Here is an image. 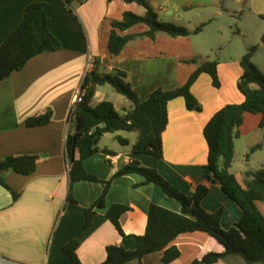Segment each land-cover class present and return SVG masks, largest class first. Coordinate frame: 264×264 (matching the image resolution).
<instances>
[{"label": "crops", "instance_id": "obj_1", "mask_svg": "<svg viewBox=\"0 0 264 264\" xmlns=\"http://www.w3.org/2000/svg\"><path fill=\"white\" fill-rule=\"evenodd\" d=\"M38 1L44 3L49 30L59 39L61 48L38 54L22 70L13 72L0 82V159L24 154L37 156L33 174L24 176L13 171L3 174L7 187L0 184V264H72L62 250L72 240L79 242L76 254L82 264H99L106 258L108 245L135 248V240L131 236L144 233L151 203L174 212H180L181 206L158 185L145 182L143 175L128 173L111 180L104 206L95 209L90 225L84 227L85 210L99 198L103 186L95 181H76L71 186L72 200H69L65 141L69 111L87 73L88 61H92L93 67L94 60H97L100 72L125 71L131 88L142 101L147 100L157 88L170 90L185 84L197 68V63L189 60L196 59L198 63L217 61L218 88L212 85L211 77L206 73L200 74L191 86L201 111L188 110L182 97L168 102V124L162 134L161 158L133 153L132 146L138 132L118 130L103 134L98 142L99 151L83 161L85 171L101 180L112 178L127 163L137 161L156 169L182 193L192 195L196 185L207 183L208 146L204 127L221 107L243 101V95L237 89V80L242 74L240 58L252 45L257 46L252 61L264 73V42L261 41L264 20L260 17L264 14V0L245 1L253 27L244 25L239 31H223L222 27H217L212 36L203 40L196 39L203 30L178 37L159 33L154 39L143 37L130 42L115 57L110 55L107 47L111 24L121 19L126 11L144 15L145 8L136 2L0 0V44L21 23L25 8ZM225 1H220L219 10L215 12L219 16L222 10L231 16L235 11L232 4H240L243 0H230V4ZM148 2L161 21L172 23L179 16L174 20L171 16L181 15L180 11L190 12L193 5L203 10L209 4L206 0ZM212 19L211 16L207 22ZM187 28L190 31L195 29ZM147 30V25L137 24L120 33H143ZM237 36H241L243 41H238ZM103 88L104 85L97 86L92 104L94 100L95 104L108 100L119 111L116 100L107 98V91ZM122 109L124 113L129 110ZM47 113L51 115L48 124L32 128L25 125L27 118ZM260 119L258 113H245L238 128L239 136L234 141L231 171L243 187L246 185L245 173L264 166V127L259 126ZM108 134L113 136L115 143H101ZM118 137L127 144L121 143ZM243 138L245 143H239ZM258 144L261 147L250 152V148ZM103 148L113 151V154L101 152ZM207 185L209 191L201 206L209 212L222 209L221 227L228 230L240 221L242 211L219 186ZM113 204H124L130 208L120 217L124 236L117 232L106 216ZM256 204L264 215V201ZM171 245L179 249L180 255L168 264H189L205 250H221L207 233L201 231L183 233ZM162 255V251L153 252L140 261L131 260L126 264H164ZM215 264L239 263L222 261Z\"/></svg>", "mask_w": 264, "mask_h": 264}, {"label": "trees", "instance_id": "obj_2", "mask_svg": "<svg viewBox=\"0 0 264 264\" xmlns=\"http://www.w3.org/2000/svg\"><path fill=\"white\" fill-rule=\"evenodd\" d=\"M65 1L68 3L71 0ZM124 1L136 2L146 11L144 15L126 11L121 19L112 22L107 44L112 57L119 55L127 44L136 39L143 37L154 39L159 33L171 37L189 36L203 30L204 24L190 31L184 26L161 21L148 0ZM260 17L264 20V14ZM137 24L147 25L148 30L143 33H120ZM261 41L264 42V34ZM60 48L59 39L49 30V18L45 13L44 3L39 1L30 3L25 8L21 23L0 44V82L13 72L22 70L26 63L38 54ZM256 51L257 46L252 45L240 58L242 74L237 80V89L243 95V101L221 107L208 120L203 130L208 146L206 181L219 186L242 211L240 221L228 230L221 227L222 209L209 212L201 206L202 199L209 191L207 183L196 185L192 195H186L164 179L156 169L143 166L137 161H130L108 180H101L87 173L83 167V161L99 151L98 142L103 134L118 130L138 132L137 140L132 146L133 153H145L161 158L162 134L168 124V102L182 97L188 110L201 111V105L192 93L191 86L200 74L206 73L211 77L212 85L218 88L220 82L217 61L206 60L198 63L196 59L189 60L197 63V68L185 84L170 90L157 88L151 92L147 100L142 101L131 88L125 71L113 69L110 72H100L99 62L94 60L93 67L84 76L81 88L85 89V93L71 115L65 141L69 163V200H72L71 186L76 181H95L103 186L99 198L85 210L84 227L90 225L95 209L104 206L111 180L128 173L136 172L143 175L145 182L158 185L168 197L176 200L181 206L180 212H174L151 203L147 211L144 233L131 236L135 240V248L125 249L115 244L108 245L105 249L106 258L99 264H126L131 260L140 261L145 255L160 251L163 252L162 262L171 263L180 255L179 249L171 245V242L183 233L195 231L207 233L221 250H205L189 264L231 262L235 261L234 258H241L244 264H264V215L256 204L257 201H264V166L245 173V187L241 186L231 171L234 141L239 136L238 128L243 122L244 114L247 112L260 114L259 126L264 127V73L252 61ZM105 84H110L116 92L129 99L132 107L121 113L108 100L92 104L97 86ZM50 118L51 115L48 113L31 116L26 119L25 125L29 128L43 126L49 123ZM118 140L127 144V141L119 137ZM259 147L261 144L251 147L250 152ZM101 152L113 154V151L106 148L101 149ZM36 162L37 156L31 154L6 156L0 159V184L6 186L3 174L7 171L24 176L33 174ZM12 193L13 197H16V194ZM129 209L124 204H113L106 212L107 218L121 236L125 234L120 225V217ZM78 245L77 240H72L62 248L72 264H82L76 254Z\"/></svg>", "mask_w": 264, "mask_h": 264}, {"label": "rangeland", "instance_id": "obj_3", "mask_svg": "<svg viewBox=\"0 0 264 264\" xmlns=\"http://www.w3.org/2000/svg\"><path fill=\"white\" fill-rule=\"evenodd\" d=\"M209 2V4L206 6L205 9H201L197 7V5H193V9L190 12L180 11L181 15H173L171 16V20H174L176 17L179 16V19H176L175 24L188 27H194L199 26L203 23H205L203 27L202 33L197 36V40H203L206 37L212 36L214 34L217 27H222L221 29L223 31H239L241 26H248L253 27L254 24L250 20L249 15L250 12L248 11V7L246 5V0H243L240 4H232L235 8V11L232 12L231 16H228V14L222 10V15L216 14V10H219V3L221 0H206ZM226 4H230V0L225 1ZM202 14H199V13ZM175 14V13H174ZM244 15V16H243ZM176 16V17H175ZM213 17V19L209 22V18ZM243 16V18H241ZM241 18V20H239ZM238 41H243L241 36H237ZM250 37V36H249ZM226 42V41H225ZM226 44V43H225ZM92 67L89 68V70ZM104 90L107 91V98H112V100H116L115 103L117 107L119 108V111L122 113L124 112V109L122 107L129 109L131 107V101L127 99L124 95L116 92L114 88L110 84L104 85ZM96 100H94L93 104H95ZM105 144H112L115 143V140L112 135L108 134L105 135L102 142ZM239 143H245L244 138L239 141ZM241 147L238 150L241 152ZM241 154V153H240ZM235 262H238L239 264H244L243 260L241 258H234Z\"/></svg>", "mask_w": 264, "mask_h": 264}, {"label": "built area", "instance_id": "obj_4", "mask_svg": "<svg viewBox=\"0 0 264 264\" xmlns=\"http://www.w3.org/2000/svg\"><path fill=\"white\" fill-rule=\"evenodd\" d=\"M90 67H92V61L91 60H89L88 63H87V71H89ZM84 93H85V89L80 87V89L78 90V92L74 96L73 101H72V105H71V108H70V111H69V116H68V120L69 121H70L72 113L75 110L76 104H78V103H80L82 101Z\"/></svg>", "mask_w": 264, "mask_h": 264}]
</instances>
